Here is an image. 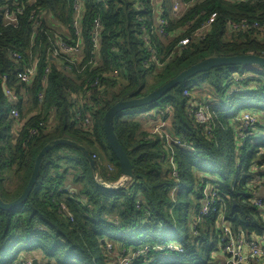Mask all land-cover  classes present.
Returning <instances> with one entry per match:
<instances>
[{"label":"trees","instance_id":"obj_1","mask_svg":"<svg viewBox=\"0 0 264 264\" xmlns=\"http://www.w3.org/2000/svg\"><path fill=\"white\" fill-rule=\"evenodd\" d=\"M181 1L184 11L175 16L170 0H82L78 33L73 0H38L27 5L17 28H0V75L7 74L10 85L28 88L17 72L31 56L39 59L27 100L38 110L19 132L12 110L17 107L22 115L23 102L13 104L0 80V197L12 202L22 195L39 152L56 139L86 146L98 167L96 176L88 158L68 145L46 154L28 200L10 210L0 207V264H20L27 256L23 252L41 253L38 264H116L109 243L116 255L148 249L132 264H215L226 244L224 217L236 228L235 236L264 241V209L253 202L264 187V172L253 169L264 165V132L240 134L242 111L264 116V67L213 68L154 103L118 113L115 131L132 162L133 178L119 188L101 183H114L121 175L104 130L105 114L115 103L146 96L209 57L264 56V0ZM37 5L50 15L39 16L32 45L28 16ZM210 18L211 30L202 38ZM243 20L249 28L232 33L230 23ZM187 38L192 39L180 44ZM58 39L79 44L82 53H64ZM204 85L212 87L217 102L197 100ZM201 107L211 115L207 123L195 117ZM153 110L164 121L171 117L173 141L134 118ZM105 161L113 171L103 170ZM8 182L16 186L10 189ZM206 189H217L220 210L195 224L192 217L201 216Z\"/></svg>","mask_w":264,"mask_h":264},{"label":"built area","instance_id":"obj_2","mask_svg":"<svg viewBox=\"0 0 264 264\" xmlns=\"http://www.w3.org/2000/svg\"><path fill=\"white\" fill-rule=\"evenodd\" d=\"M37 1L38 0H0V28L9 27V26L13 28H17L21 22V17L26 12L25 9L27 8V5H34V3H36ZM232 1L241 2L245 0H232ZM73 2H74V10H75L74 26L77 28L78 33H79L80 31L79 26H80V21L82 17L83 2L82 0H73ZM174 7H175V10H174L175 16H179L177 10L178 8H183L184 4L182 3L181 0H176L174 3ZM40 10H41V14H39ZM46 15L49 16L50 11H46L44 9L42 10V7L38 5L32 8L31 12L29 13L28 18L30 21L33 22V28H34L32 35H31L32 45L34 44L35 32L37 31V28L40 24V21L38 20V18L39 16L45 17ZM213 22H214V18H210L204 24V26L202 27V29H204V32L202 33L203 34L202 38L205 37L206 32L211 30V26ZM159 23L163 24L165 23V21L163 19H160ZM256 25L257 24H255V26ZM97 27H99V22H97ZM248 28H249V23L246 20H243L240 23H236V22L230 23V30L232 33L238 30H247ZM191 39L192 38L183 39L180 42V44L185 45ZM95 42H96L95 43L96 46L98 47L99 43H98L97 36L95 37ZM56 44H57V48L63 51L64 53H75V52H77L78 54L82 53V48L79 44H76L75 46L70 45L62 39H58L56 41ZM13 57L17 60H20V56H18L17 54H13ZM38 62H39L38 57L31 56L29 60L23 64L22 68L18 70L17 77H16L17 80H19V83H21L22 85L28 86V88L27 87H21L20 89L17 88V92H14V88L17 87V84L16 86L10 85L12 82L8 78L7 74L0 75V80L3 85L5 96L9 98V100L13 104L24 102L26 101V99L31 97L29 86H31L34 83L37 77L38 65H39ZM46 72L49 73L50 68H47ZM44 84H46V78L44 79ZM188 94L189 92L185 91V95H188ZM19 114H20L19 109L15 107L12 110V115L19 120L18 124L15 127L16 132H19V130H21V127H23L24 125V120L20 118ZM242 116H243V120L242 122H240L242 123L241 133H240L242 137H248L249 134H251L249 133V130L252 131V134H256L254 129L257 127L256 123H257V119L259 118V114H257V116L254 117L252 114L246 112ZM195 117L199 122L207 123L211 115L209 111L201 107L196 111ZM53 121H54V118L51 117L50 122H53ZM86 122L88 123L89 120H87ZM262 131L264 132V129H261L260 133H262ZM253 169L264 172V165H262L261 167L256 165L253 167ZM258 178H260V176H258ZM262 190L264 191V187L262 188ZM216 192H217V189H210V190L206 189L205 190V193L208 198L205 200L204 206L201 211L202 214L199 218H196L197 222H195V224L202 222L201 220L202 217L212 215L214 212H218L220 210V208L215 207V204L217 201L221 202V198H217ZM253 202L264 209V196L256 197L253 200ZM221 227L224 231L222 241L226 242L224 246V250L226 252H230V254L234 256L233 258L234 261L231 264H244V260H243L244 258L240 251V246H242L245 243L246 239L242 235L235 236L233 234V230L231 228L230 222L226 221L225 217L221 219ZM167 246L170 249H175L178 251L183 250L179 245L168 244ZM250 248H251V256L253 258H256L258 261L264 262V241H261V242L252 241L250 244ZM109 249L114 250L113 245L111 243L108 244V250ZM147 251L148 249H144L143 251L138 250L135 252H127L126 250H123L122 253L118 252L117 253L118 258L120 259L117 262V264H132L134 259L139 255V253H145ZM20 264H35V258L22 259ZM41 264H54V263L42 261Z\"/></svg>","mask_w":264,"mask_h":264},{"label":"water","instance_id":"obj_3","mask_svg":"<svg viewBox=\"0 0 264 264\" xmlns=\"http://www.w3.org/2000/svg\"><path fill=\"white\" fill-rule=\"evenodd\" d=\"M240 65H257L264 67V56H259L256 54H245V55H238V56H229V57H223V56H213L206 58L189 68L183 70L180 74H178L176 77L170 79L168 82L157 88L156 90L152 91L146 96L138 97V98H131V99H122L115 103L105 114L104 118V130L106 134V138L109 144V147L116 155L117 159L119 160L120 169H121V175L120 179L114 183H107L103 180H101V183L104 185H108L111 188H119L124 186L130 179L133 178V167L132 162L129 158V155L127 154L124 146L121 144L117 133L115 131V124H114V118L115 116L128 109H134L137 107H143L146 105H149L151 103H154L161 99L164 95H166L168 92H170L175 87L187 82L191 78L195 77L199 73L211 70L213 68H217L220 66H240ZM60 145H68L71 147H74L78 150H80L89 160L91 167L94 171V173L97 172V161L90 152V150L72 140L69 138H60L53 140L49 142L47 145L43 147V149L39 152L36 161L34 170L31 176V179L22 193V195L12 201V202H5L0 197V207L5 210H10L13 208H16L23 203H25L29 196L31 195L33 189L35 188L38 178L40 175L42 162L46 154H48L51 150H53L55 147ZM96 176L98 174L96 173ZM99 178V177H98ZM236 231V228H234ZM38 258H35V264H38Z\"/></svg>","mask_w":264,"mask_h":264},{"label":"crops","instance_id":"obj_4","mask_svg":"<svg viewBox=\"0 0 264 264\" xmlns=\"http://www.w3.org/2000/svg\"><path fill=\"white\" fill-rule=\"evenodd\" d=\"M170 1H172V5H174V2L176 0H174V1L170 0ZM160 8H161V6H160ZM196 98L200 102L204 101V103H206V102H212V103L217 102V94L213 91L212 87L208 86V85L202 86L200 88V90L197 91ZM156 111L157 110H153V111L148 112L147 114L143 113V114H139L138 116L135 115L134 118L136 120H139V121L141 120L143 127L147 131L159 134L161 136H167V139L170 142L173 141L175 134H173V132L171 131V125H172L171 117H169L166 121H164V120H162V118H160L156 115L157 114ZM259 118H260L261 124L255 128V130H257L258 134H260V130L262 128L264 129V116L262 117L261 115H259ZM261 137L262 136H257V138L259 140L262 139ZM233 232H235V230ZM258 239H260V238H258ZM251 242H252V240H245V243L242 246H240V251H241L243 258H244L243 259L244 264H260V263L264 264V262L258 261L256 258H253L251 256V248H250ZM222 251H225V250L222 248V250L220 252L218 251L216 253L215 264H230V263H232L234 261L233 260L234 256H232L230 254V252L225 251L227 253V254H225ZM38 256H43V255L40 253L39 255H36V257H38ZM41 259H43V257ZM42 261H44V260H42Z\"/></svg>","mask_w":264,"mask_h":264},{"label":"rangeland","instance_id":"obj_5","mask_svg":"<svg viewBox=\"0 0 264 264\" xmlns=\"http://www.w3.org/2000/svg\"><path fill=\"white\" fill-rule=\"evenodd\" d=\"M174 1V0H173ZM172 9H173V12H174V14H175V7H174V5L171 7ZM184 8V7H183ZM183 8H178V15H180V14H182V11H184V9ZM248 73V72H247ZM153 78V76L152 75H150V79H152ZM153 80V79H152ZM14 92H17V87H15L14 88ZM29 99V98H28ZM28 99H26V101H24L23 102V109H22V115H24L25 117H22V115H20V118L22 119V120H25L27 117H28V115L29 114H31V113H33V112H35V111H37L38 109H36L37 108V106H35L34 105V102L33 101H31V102H28L27 100ZM250 113V114H252L254 117L255 116H257V114H259V115H261V113H259V112H256V111H251V110H248V111H242V115L243 114H245V113ZM252 112V113H251ZM263 129V128H262ZM254 131L255 132H257V130H255L254 129ZM249 152H250V150L249 149H247V151H246V154H249ZM95 158V157H94ZM96 159V158H95ZM104 168H107V170H109V171H113L114 169V167L110 164V163H108V161H105V163H104V165H103V170H104ZM234 177V176H233ZM233 177H232V179H233ZM18 178V177H17ZM17 178H15V181H17ZM7 186L10 188V189H13L15 186H16V184H15V182H8L7 183ZM260 196H264V191L263 190H261L260 191ZM190 212H192V211H190ZM192 216H193V213H192ZM192 222L193 223H195V222H197V220H196V217H192ZM110 251H112L111 253H112V255L113 256H118V255H116L115 253H113L114 251L113 250H111V249H109ZM99 252L100 251H98L97 253L99 254ZM22 254H25V255H27L25 258H23V259H32V258H38V257H36L35 255H33V254H30V253H26V252H23ZM40 258H42V257H44V256H39ZM119 259L120 258H118L117 257V259H116V264H117V262L119 261ZM224 260V259H223ZM19 262H21V260H18Z\"/></svg>","mask_w":264,"mask_h":264},{"label":"bare ground","instance_id":"obj_6","mask_svg":"<svg viewBox=\"0 0 264 264\" xmlns=\"http://www.w3.org/2000/svg\"><path fill=\"white\" fill-rule=\"evenodd\" d=\"M222 229V228H221Z\"/></svg>","mask_w":264,"mask_h":264}]
</instances>
